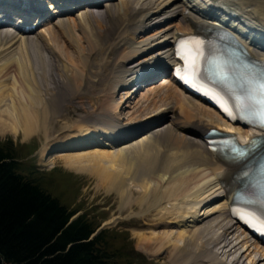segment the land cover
<instances>
[{"label": "bare ground", "instance_id": "1", "mask_svg": "<svg viewBox=\"0 0 264 264\" xmlns=\"http://www.w3.org/2000/svg\"><path fill=\"white\" fill-rule=\"evenodd\" d=\"M214 1L222 4L227 12L236 15L233 17L235 20L242 19L252 23L257 30L255 34L264 35V0ZM9 6L15 7L16 3L0 0V9ZM76 8L80 9L75 12V15H69ZM199 8L207 10L202 5ZM46 9L52 10L48 13ZM6 14L8 11L0 10V17ZM207 14L194 5L188 4V0H48L46 6L32 5L19 14L18 22L22 20L20 17L36 18L27 23L36 22L32 30H23L22 26L13 19L5 20L0 24V73H2L0 74V130L13 135L21 133L22 138L25 139L37 127V130L42 129L45 145L41 148V157L52 146H63L65 149L73 148L67 150L72 152H66V154L58 152L56 155L73 159L81 158L82 153L91 151L86 150L83 144H89V140H93L94 136L97 137L94 139L95 143L103 140L102 147L92 148L94 152L102 151L95 152L98 156L104 157L114 152L111 150L116 152L125 147L136 146L133 149L135 154L132 157L131 169H128L126 176L117 171L118 177L112 180L109 190H116L120 194L122 199L120 209L126 207L133 186L138 188L137 191L141 192L142 198L148 197L146 191H149L154 201L148 205L150 207L148 211L152 212L157 207H161V202L166 200L164 207L159 208L162 219L158 225L163 224L166 227L171 225L169 230H174L170 233H151L148 238L141 234L138 238L142 247H151L153 253L163 247L164 250L171 248L170 253L173 252L174 257L171 264H264L262 262L264 246L251 241L228 216V199H225L224 195L231 196L236 185L226 189L221 179L228 177L235 169L216 160L202 137L203 132L208 128L223 129L227 123L212 108L186 95L167 77H160L157 85L150 87L154 88L151 90L154 96L160 97L165 94L164 92L167 93L164 98L161 96V101L164 102L149 115L144 114L146 108L142 109L141 113L144 115L140 116L141 122H137V116L132 122H122L120 120L122 112L118 109L112 111L116 112L114 115L111 111L109 114L105 112L106 110H101V113L106 114L90 115V117L86 114L81 119L83 127L81 125L78 129L71 130L73 132L63 138L55 135L56 139L49 138L50 129L48 130L47 125L44 124L59 116V113L67 107H73L68 102L76 98L78 92L82 93V89L86 93L88 82L91 83V89H88V92L97 93L92 87L94 80L101 84L107 82L108 87L105 88L113 92L118 85L136 82L135 90L121 92L123 95L119 102L126 98H133L137 89L143 87L142 84L157 77L160 69L164 73L166 66L172 60L171 42L180 32L192 31L194 26L203 19L219 21L206 16ZM152 16L156 18L153 21L150 19ZM173 18L176 22L170 21L149 36L141 35L138 38L137 34L152 27L151 25ZM48 23L51 25L44 27L43 24ZM60 37L66 38V42L63 41L64 45H67L68 50L71 48L74 56L70 57L71 52L64 49ZM246 41L249 42L250 53L264 59V45L248 38ZM150 49L153 50L149 54L126 65V62L137 53ZM44 53L51 54L49 58L53 61L48 62ZM77 60H79L78 64L80 62L81 65L83 63L85 67L91 68L89 73V69L87 70L85 76L82 72L80 76L82 70L78 68L79 77L87 79L85 82L87 89L84 86L79 91L74 86L76 84L74 81L79 78L73 80L78 73L74 71L79 65L73 63ZM47 66L51 72H47ZM19 69L24 70V76L21 74L23 77L21 79L18 75L17 82L26 83L23 86L20 85L21 88H18V83L13 84L14 86L7 90L5 84L7 81L11 83L8 78ZM39 70H41L39 76L53 75L50 81L53 87L48 82V86L47 84H45L46 87L40 86L37 76ZM4 75L8 77L3 78ZM27 82H33L34 88ZM77 82L80 83V81ZM76 86L78 88L77 84ZM105 91L102 95L107 93ZM8 94L11 96V102L8 100ZM65 97H67L66 103H64ZM111 98L109 95V98L105 99ZM120 103L115 104H119L121 108L123 106ZM110 104L112 105L111 102ZM113 107L115 109L117 106ZM94 110L97 111V109ZM209 111L217 115L219 120H212L215 116ZM166 116L169 117L167 123L150 127L151 124H155ZM63 127L68 129L67 126ZM145 127L148 128L144 129ZM229 127L239 135L249 138L253 132L238 125L229 124ZM137 129H143L144 132L136 138H125L131 137ZM124 139L128 140L116 144ZM80 144L84 148H78ZM115 155L119 154L115 153ZM107 163L110 162L107 161L105 164ZM63 164L75 171L84 170L87 166L84 161L76 162L71 159H66ZM134 182L137 184L132 186ZM162 189L165 191V198L164 193L163 195L159 193ZM212 200L215 202L210 207L203 211L199 209L201 202L208 203ZM168 204H170L169 208H167ZM173 226L180 228L176 230ZM155 247L158 250H155ZM184 247H186L185 250ZM177 251H183V253L177 255Z\"/></svg>", "mask_w": 264, "mask_h": 264}, {"label": "rangeland", "instance_id": "2", "mask_svg": "<svg viewBox=\"0 0 264 264\" xmlns=\"http://www.w3.org/2000/svg\"><path fill=\"white\" fill-rule=\"evenodd\" d=\"M188 3L197 4V2L196 1L193 2V0H188ZM79 9L80 8L75 9L69 15L74 16L75 12H77ZM153 17L154 16L150 18L152 19L151 21L156 19ZM170 21L174 23L176 22V19L173 18L172 20H166L163 22L161 21L159 23H155L151 25L152 27H149L145 31H142V33L137 34L138 38H140L139 36L141 35L149 36L150 33L156 31L157 28H160L161 26H163L164 24ZM51 23L43 24V25L44 27H47L48 25H51ZM55 29H58V28L55 27ZM57 31L59 32L60 29ZM60 39L62 40V43L64 45V42H66V38L60 37ZM64 49L71 52L70 57L71 55L74 56V53L71 51V48H69V50L67 49V45H64ZM142 53H139V54L137 53V55H135L133 58L129 59L126 62V65L133 63L139 57L141 58V56L143 57L149 54L150 50H145ZM50 56L51 54L48 55V53H44V57L46 60H48V62H50V60L53 61L52 58L51 59L49 58ZM78 61L79 60L73 63L76 64ZM76 65L77 66L79 65V66L76 67L77 69L74 68L75 69L74 73L75 72L76 73L78 72V73L75 75L73 80L74 79L76 80L77 78H79V80L77 79L76 81H74V83L76 82V84L78 85V88L76 84H74V86L79 91L81 88L87 85V84L85 85V82L87 79L84 80L82 79L83 77H79V71H80L79 69L82 70L80 71V76H82L81 72L85 76L87 74V70L89 69L88 71L89 73L91 68L85 67V64L83 63L81 65L80 62L79 64L77 63ZM34 67L36 68L35 61H34L33 68ZM47 68H48L47 72H51L50 71L51 69L48 66ZM23 71L24 70L20 71V69L16 70L14 72V75L8 78L11 83L7 81L6 83L7 85L5 84L7 90H10V87L12 86L17 85L18 75H19V78L21 79L23 78L22 77L24 76ZM40 71L41 70H39L37 74L38 83L40 84V86L44 87L45 84H47L46 86H48V83L50 86H52L53 84L50 81L53 75L46 74V76L44 75L39 76ZM7 77L8 75L3 76V78H7ZM62 77L64 76L62 75ZM3 78L1 79L3 80ZM159 78L160 77H155V79L150 80L147 83H144L145 85L142 84L143 87L142 88L140 87L139 89H137V93L136 95H133L134 96L133 98H126L121 103L119 102V100L122 99V95H123L121 92L130 91V89L135 90L134 86L136 83L130 82L126 85H118L116 87L117 89H115V91L113 92V91H110L109 88H105V87H108L107 82L106 83L104 82L101 84V83H98L97 80H94V83L92 82V87H93V90L96 91L97 93H94L92 90H89V91H92L91 93V92H88V89H91V86H90L91 83L87 81L88 89L86 86L85 87L87 89L86 93L83 92V89L81 90L82 93L77 91L78 92L77 97L76 98L74 97L73 99L70 100V102H68L73 107H67L66 110H62L59 113L60 114L59 116H56L53 119H50L49 122L48 121L44 122V124L47 125V129L48 130L50 129L48 133L49 138L53 137L54 139H56L57 137L58 138L66 137L67 135L73 132L71 130H76L81 125H82L81 127H83V123L81 122L83 121L81 120L83 119L82 116H85L86 114L87 115L89 114L88 115L89 117L90 115H96V114L103 115V114H106L104 112L101 113L104 110H106L105 112L109 114H110V111L112 112L113 110H117V109L121 110L122 116H120V120L122 122L124 121L127 123L130 121L132 122L135 116H137L136 117L137 122H141L140 116L142 115L141 113L142 109L146 108L144 112H146L147 114L146 113L144 114L149 115L152 111H154V109L160 106L162 102H164V101H161L162 99L161 96L164 98V95L167 94L166 92H164L165 94L162 93L163 95H161L160 97L154 96L152 94L153 91L151 93V90L154 88H150V87H152V85H155V84L157 85ZM44 79L46 80L45 83H44ZM77 81H80V83L78 84ZM24 83L19 82L18 88H21V86H23ZM27 83L29 84L30 82H27ZM94 84H95V87H94ZM30 85L34 88L33 82H31ZM94 88L97 90H95ZM108 89L109 91H107ZM104 90L107 91V93L105 94L106 95L108 94V96H106L105 94L102 95V93H104ZM8 95L10 96V94ZM109 95H110V98L112 96L113 100L112 98L105 99V98H109ZM9 96H8V100L9 102H11V96L10 97ZM66 98L67 97H65V99ZM171 98L174 99V97H171ZM66 101L67 99L64 100V103H66ZM110 102L112 103V105L110 104ZM117 102L120 103L123 107L120 108L119 104L116 105L115 103ZM124 103L127 105H125ZM106 104H108L109 106ZM103 105L105 106L104 108H103ZM113 106H117V107H115L114 109ZM94 109H97V111ZM98 110L100 112H98ZM115 113L116 112H112L113 115ZM209 113L215 116L214 117L215 119H212V120H219L217 118V115L213 114V112L209 111ZM206 119H209V118H206ZM167 120H169L168 116L164 117L160 121L155 122V124H152L151 127H155V126L157 127L160 124H163L165 122L167 123ZM78 121L81 124H79ZM63 126H67L68 129L65 127L66 128L65 130ZM37 129L38 127L31 135H29L25 139L22 138L21 133H17L16 135H13V134H9V133H6L0 130V133H3V134H0V144H7L13 147L15 151V156L20 164V170H21L20 172H22L24 175H27L28 177L33 178L36 182H38L41 185V187L44 190L50 193L53 197L57 198L62 204L67 206L69 209L75 210L77 212V215L80 214V215L85 216L89 221L92 222V224L95 227H97L96 230L97 229H99L98 231L103 230V235L105 236L107 246L110 250V255L120 260L119 263L121 264H160V263L161 264H171L173 262L174 257L172 255L173 252L170 253V251H172L171 248H167L164 250V247H163L161 248V250L160 249L158 250L155 247L154 249L158 251H156V253H153V250L151 249V247L150 248L142 247L139 243V238H138L141 234H144L148 238L151 233L161 234L163 232L170 233V231H174V230H169L171 225H169V227H166L163 224L158 225V223L162 219V214L159 211L160 209H162V207H164V203L166 202V200L161 202L162 204V205L160 204L161 207H157L152 212L148 211V209L150 208L148 205H150V202L153 203L154 200L149 195V191H146V194L148 197L142 198L143 195L141 194V192L137 191L138 188L133 186L137 184L136 182H134V184H132L133 191L130 194L129 201L127 202L126 207L124 209H120V205H122V199L120 198V194L116 190H109L111 186L110 183L112 182V180L118 177L117 175L119 173L126 176L128 169L129 170L131 169L132 157L135 154V151L133 149L136 146L132 145L129 148L125 147L121 151H116V152L115 150H111L114 152H111L108 155L103 157V156H100V155L98 156L95 154V152H102L101 150L95 151V152L93 150L96 147L97 148L102 147L101 145L86 144L84 146L86 150H91V151L82 153L81 158L74 157L75 159L70 158L68 156L56 155V153L58 152L61 154H66V152H72V151H67V150H71L73 148L65 149L63 146H59V147L52 146L51 148L47 149V151L45 152V155L41 157L42 155L41 148L45 145L44 143L45 136L42 132V129L41 130H37ZM138 130L139 129L135 131H138ZM143 132L144 131L138 132L136 135H134V137L136 138L140 136ZM55 135L57 137H54ZM91 141L92 139H90V142ZM84 147L80 146L78 148L81 149ZM115 153H118L119 155H115ZM66 159H71L76 162L84 161L87 164L86 166L87 169L84 168V170L82 169L81 171H75L73 169H68L63 164V162ZM107 161H109L110 163L105 164ZM112 165L113 167H110ZM139 165L141 166V162ZM114 167H115V170H114ZM117 171H119V173H117ZM106 175H108V178H106ZM104 178L106 179L101 180ZM141 180L143 179L141 178ZM159 193L160 194L162 193V195L164 193L163 197L165 198L166 194H165V191H163V189H162V192L160 190ZM214 202L215 200H212L208 203L201 202L199 209L203 211V209L210 207ZM169 205L170 204L167 205V208H169ZM173 228L178 230V228L180 227L173 226ZM173 233H176V232H173ZM185 248L186 247H184V250ZM187 248L192 249L191 247H187ZM177 252H178L177 255L178 254L180 255L181 253H183V251H177ZM158 253H160V255H158Z\"/></svg>", "mask_w": 264, "mask_h": 264}, {"label": "trees", "instance_id": "3", "mask_svg": "<svg viewBox=\"0 0 264 264\" xmlns=\"http://www.w3.org/2000/svg\"><path fill=\"white\" fill-rule=\"evenodd\" d=\"M13 147L0 144V264H121L103 230L20 172Z\"/></svg>", "mask_w": 264, "mask_h": 264}, {"label": "snow or ice", "instance_id": "4", "mask_svg": "<svg viewBox=\"0 0 264 264\" xmlns=\"http://www.w3.org/2000/svg\"><path fill=\"white\" fill-rule=\"evenodd\" d=\"M176 54L181 60L184 61V68L181 70L184 73L182 78L185 79V82H193L200 70L199 60L202 55V52L200 50V42H182L178 47ZM247 91V98L249 103L247 105H245L244 103H238L236 105L237 110L256 111L260 126L264 127V71L261 72L260 77L252 86L247 89ZM213 96L216 99V102L221 110L226 115L231 117L232 112L227 104L223 101V99L215 94H213ZM233 151L236 152L239 156H244L247 154L248 149L234 148ZM248 221L258 223L260 231L264 232V218H260L259 220H257L254 216H252L248 217Z\"/></svg>", "mask_w": 264, "mask_h": 264}]
</instances>
